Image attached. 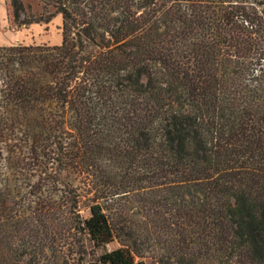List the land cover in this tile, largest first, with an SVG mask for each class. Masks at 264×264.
Returning <instances> with one entry per match:
<instances>
[{
	"label": "trees",
	"instance_id": "1",
	"mask_svg": "<svg viewBox=\"0 0 264 264\" xmlns=\"http://www.w3.org/2000/svg\"><path fill=\"white\" fill-rule=\"evenodd\" d=\"M37 1L61 42L0 44V264L61 207L80 264H264V0Z\"/></svg>",
	"mask_w": 264,
	"mask_h": 264
},
{
	"label": "rangeland",
	"instance_id": "2",
	"mask_svg": "<svg viewBox=\"0 0 264 264\" xmlns=\"http://www.w3.org/2000/svg\"><path fill=\"white\" fill-rule=\"evenodd\" d=\"M24 3L30 4L28 11H30L35 20L30 24H21L14 20L13 12L8 0H0V44H59L62 39V19L60 14H56L49 20H44L41 17L42 8L37 0H23ZM23 16H21L22 18ZM15 136V134H13ZM0 143L6 145L7 143L3 141L0 136ZM9 143V141H8ZM125 202L123 199L119 200L118 203ZM68 209H61L57 212L56 222L53 224V228L50 230V236L46 238L47 242L49 240L53 242L51 246L45 247L42 252V256L38 264H80V254L77 251L78 246L76 245V240L70 236L71 221H69L66 216L72 215V212L66 211ZM136 212V208L129 211L130 214ZM82 216H88L89 212L85 207L80 210ZM140 216L136 215L133 218L138 220ZM72 231V228H71ZM81 239V238H80ZM83 239V238H82ZM86 254L83 256L84 259H89L91 257L95 258V253L98 254L102 247L94 249L89 240L84 239L83 241ZM119 242L114 239L111 242L105 244L104 248L111 250L117 248ZM84 249V248H83ZM25 256V260H27ZM149 262L150 259H145ZM31 264L33 262L31 261Z\"/></svg>",
	"mask_w": 264,
	"mask_h": 264
}]
</instances>
